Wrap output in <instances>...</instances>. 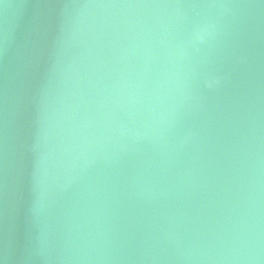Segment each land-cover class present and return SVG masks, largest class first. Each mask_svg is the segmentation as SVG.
Segmentation results:
<instances>
[{
	"label": "water",
	"instance_id": "95a60500",
	"mask_svg": "<svg viewBox=\"0 0 264 264\" xmlns=\"http://www.w3.org/2000/svg\"><path fill=\"white\" fill-rule=\"evenodd\" d=\"M0 264H264V0H0Z\"/></svg>",
	"mask_w": 264,
	"mask_h": 264
}]
</instances>
